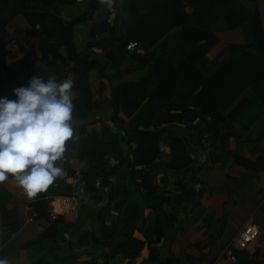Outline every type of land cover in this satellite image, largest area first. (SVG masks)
Here are the masks:
<instances>
[{
	"label": "trees",
	"instance_id": "16d2710c",
	"mask_svg": "<svg viewBox=\"0 0 264 264\" xmlns=\"http://www.w3.org/2000/svg\"><path fill=\"white\" fill-rule=\"evenodd\" d=\"M103 1L0 0V34L22 17L24 33L31 38L29 52L36 54L47 70L41 77L73 81L74 135L66 142L75 146V156L83 164L79 172L86 180L85 189L78 194L79 210L52 218L49 200L69 196L76 173L68 162L59 164L70 175L55 179L29 203L31 221L41 229L19 244L22 252L18 259L4 258L9 264H111L122 256H139L146 244L134 233L140 221H146V209L156 212V221L144 234L161 237L164 232L160 206L166 198L157 193L155 174L149 172L162 155L161 145L170 147L172 157L167 166L171 170H184L193 162L185 140L173 135L171 123L183 121L190 113L193 144H202L207 138L223 143L236 134L233 123L253 103L264 109V29L258 9L250 11L240 0H122L121 11L110 12L113 24L107 19L91 26L89 52L83 53L76 42L77 27L94 17ZM79 2L86 3L87 9L65 20L64 8ZM218 21L232 29L250 23L253 42L230 46L227 61L206 77L199 62L218 42L213 32ZM107 29L109 37L98 38ZM133 40L144 46L145 54L127 50ZM1 44L0 66L5 70L27 59L25 55L8 65ZM111 66L114 73L135 76L114 79ZM3 86L0 73V96L15 98L13 91L1 92ZM246 89L251 97L241 98ZM102 94H106L104 100ZM109 110L110 124L105 118ZM197 118L199 122L193 124ZM110 125L122 134L126 147L115 164L108 158L121 147L108 136ZM123 167L130 176L120 190L111 179ZM8 180L15 179L10 175ZM88 204L97 206L98 211L92 218L93 229L84 231L90 217ZM138 215L140 219L134 220ZM21 228L20 209L3 205L0 248ZM149 248L155 263L158 250Z\"/></svg>",
	"mask_w": 264,
	"mask_h": 264
},
{
	"label": "crops",
	"instance_id": "0c3cea01",
	"mask_svg": "<svg viewBox=\"0 0 264 264\" xmlns=\"http://www.w3.org/2000/svg\"><path fill=\"white\" fill-rule=\"evenodd\" d=\"M240 1L250 11L259 10L264 29V0ZM188 10L191 11L190 8ZM213 32L218 37V42L199 62V67L206 77H210L227 61L230 46L250 45L253 42L250 23L232 29L223 21H218L213 26ZM109 33V29L100 32L98 38L109 37ZM2 45V53L6 61H11L19 54L24 58L25 52L21 50L22 47L29 52L31 46L21 41L19 45L21 49L18 47L20 51L12 54L5 43ZM94 50L101 53L99 48ZM110 68L115 72L112 66ZM46 71L43 68L39 74L28 71L20 83L6 76L1 92H12L9 90L26 86L32 76H42L47 74ZM115 74L116 78L112 75L114 79L125 80L127 76L121 71ZM128 75H131V79L135 76ZM244 97H251V91L246 89L241 98ZM105 98L106 94L100 95V99ZM110 112L107 111V114ZM190 115L188 113L186 119L181 122L171 123V127L173 135L182 137L187 143L193 159L192 164L181 171L171 170L167 166L172 157L170 147L162 144V155L149 169V172L155 174L157 193L166 198L164 204L160 206L164 232L161 237L150 232L144 234L145 229L156 221V212L146 209L143 216L146 221H140V228L134 233L136 238L145 241L146 246L142 253L137 257H119L111 264H152L149 246L157 249L159 254V258L153 264H212L250 219L261 228V235L248 251L238 252V256L243 264L248 260L264 264V109L253 103L233 123L236 134L225 139L223 143L207 138L202 144H193L188 128L192 121L189 119ZM107 118L109 119L108 116ZM107 122L110 124V120ZM198 122L199 118L192 123ZM108 133V136L114 138L121 147L118 154L108 158L109 163L115 164L120 156L124 155L126 147L122 134H118L111 125L108 127ZM118 136L120 139L117 138ZM63 162H68L71 170L75 172L83 165L75 156V146L69 142H66L63 159L58 161L59 164ZM69 175V170H63V175L56 179H64ZM129 176L130 174L123 167L112 177L111 184L117 185L121 190L124 184L128 183ZM35 195L28 196L26 190L15 180L7 179L0 182V208L3 205L9 208L17 206L21 211L22 228L12 237L14 239L21 236L20 243L33 238L41 229L40 225L32 222L29 216L28 205L34 200ZM131 199H134V196ZM80 206L79 202L78 207ZM97 211V206L88 204L87 212L90 217L82 230L93 229L92 218L96 216ZM138 218L139 215L134 220L137 221ZM11 240L4 246L10 244ZM1 248L0 257H2Z\"/></svg>",
	"mask_w": 264,
	"mask_h": 264
},
{
	"label": "clouds",
	"instance_id": "9594fccd",
	"mask_svg": "<svg viewBox=\"0 0 264 264\" xmlns=\"http://www.w3.org/2000/svg\"><path fill=\"white\" fill-rule=\"evenodd\" d=\"M72 87L70 79L34 75L13 89L15 98L0 96V182L11 175L31 197L63 175L58 161L74 135Z\"/></svg>",
	"mask_w": 264,
	"mask_h": 264
},
{
	"label": "rangeland",
	"instance_id": "374dc122",
	"mask_svg": "<svg viewBox=\"0 0 264 264\" xmlns=\"http://www.w3.org/2000/svg\"><path fill=\"white\" fill-rule=\"evenodd\" d=\"M121 6H122V0H105V1H103L101 9L95 14V16L92 19H90L87 23L81 24L77 27L76 42H77V46L81 52H83V53L89 52V48L87 46V40L90 38L91 26L96 22L101 24V23H103V21H105L107 19H110L109 23L113 24L114 16H113V14L110 15V12H112V11L115 13H117L116 11L120 12ZM86 9H87V4L84 2H79L76 5H73V6L68 7V8H64L63 18L65 20L70 19V18H72V16H76V15L83 13ZM25 25H26V22L21 17V18L15 20L14 22H12L11 25L9 26V28L15 29L19 33L21 41L29 44L31 41V38H29L24 33V30H25L24 26ZM8 48H9L8 51L12 54L19 52L21 49V48L16 49V51H15V50H10L11 46H8ZM97 48L98 47H96L95 49H97ZM21 50L25 52V55H27V59L25 61H22V62L20 61V63H15V64L12 63L14 65L9 66L8 70H5L4 66H0V73L1 74L3 73L4 80H6V76L11 77V78L16 77L17 78L16 80L19 81V83H20L24 79V75L27 74L28 71H30L32 73H36V74L40 73V70L42 67L36 58V54H34L32 52H28L24 47H22ZM8 65H11V64H8ZM111 72H112V70H111ZM112 75L115 78L117 77V76H115L116 74L114 72H112ZM119 75H121V74H119ZM130 76L131 75H127L125 77V80L131 79ZM9 91H13V89L9 90ZM110 115H111V113L110 114H107V112L105 113L106 120L108 119L107 116L110 118ZM20 240H21V236H17L11 240L10 244L1 248V256L4 258H8L10 260L18 259L21 255V252H22L20 250V247H19Z\"/></svg>",
	"mask_w": 264,
	"mask_h": 264
},
{
	"label": "built area",
	"instance_id": "2783aa9c",
	"mask_svg": "<svg viewBox=\"0 0 264 264\" xmlns=\"http://www.w3.org/2000/svg\"><path fill=\"white\" fill-rule=\"evenodd\" d=\"M0 42L5 43L6 46H19L21 44V39L19 33L15 29L8 27L0 34ZM127 50L138 54H145L146 52L144 46L139 41L135 40L127 44ZM71 186L72 192L69 196H55L49 200V213L52 218H56L70 211L78 210L80 202L78 194L86 187V180L81 172L77 171L75 173ZM99 186L100 183L98 182L97 187ZM29 211H32V209L30 208ZM31 218L30 216V219ZM260 235L261 228L253 219L248 220L225 251L218 256L212 264H241L238 252L248 251L251 246L257 242Z\"/></svg>",
	"mask_w": 264,
	"mask_h": 264
},
{
	"label": "bare ground",
	"instance_id": "6f19581e",
	"mask_svg": "<svg viewBox=\"0 0 264 264\" xmlns=\"http://www.w3.org/2000/svg\"><path fill=\"white\" fill-rule=\"evenodd\" d=\"M18 47H19V46H17V45H11L10 50H16V49H18ZM19 48H20V47H19ZM19 56H21L20 58L22 59V57H23L22 54H20ZM21 59H20V60H21ZM12 60H13V59H12ZM10 62H13V61H10Z\"/></svg>",
	"mask_w": 264,
	"mask_h": 264
},
{
	"label": "water",
	"instance_id": "95a60500",
	"mask_svg": "<svg viewBox=\"0 0 264 264\" xmlns=\"http://www.w3.org/2000/svg\"><path fill=\"white\" fill-rule=\"evenodd\" d=\"M21 56H17V57H15V58H13V62H10V61H7V64H11V63H15V62H17V61H19L21 58H20ZM23 58V57H22Z\"/></svg>",
	"mask_w": 264,
	"mask_h": 264
}]
</instances>
